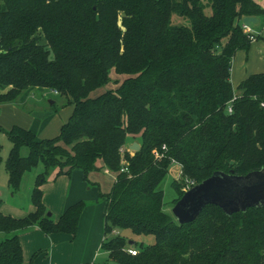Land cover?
I'll return each instance as SVG.
<instances>
[{"label": "trees", "instance_id": "obj_1", "mask_svg": "<svg viewBox=\"0 0 264 264\" xmlns=\"http://www.w3.org/2000/svg\"><path fill=\"white\" fill-rule=\"evenodd\" d=\"M245 17L264 27L256 0H0V105L40 88L72 107L52 139L19 126L0 128L12 145L4 167L13 191L37 165L44 169L31 191L34 212L21 219L0 213V233L12 234L0 241V264H22L21 230L76 234L85 204L69 206L55 221L40 188L55 170H79L87 180L99 163L116 174L110 192L99 195L108 262L264 264V206L226 215L207 205L179 225L164 211L159 189L172 162L195 185L215 173L264 171V73L248 76L236 90L230 82L235 54L251 45ZM256 39L264 42V35ZM111 72L125 79L90 98ZM129 138L140 149L123 154L127 166L120 172L119 149ZM171 186L175 205L184 192ZM113 230L151 236L154 243L130 256L128 242L111 237Z\"/></svg>", "mask_w": 264, "mask_h": 264}, {"label": "rangeland", "instance_id": "obj_2", "mask_svg": "<svg viewBox=\"0 0 264 264\" xmlns=\"http://www.w3.org/2000/svg\"><path fill=\"white\" fill-rule=\"evenodd\" d=\"M262 8V7H261ZM209 14V11H206ZM183 24H187L186 21H183ZM261 24H257L250 29L251 33H260V36L264 35L261 28ZM248 34V32H246ZM249 33V34H251ZM258 41V53L261 58V55L264 54V42L262 40H255ZM252 42L251 44H253ZM263 57V56H262ZM264 67V64H263ZM125 79L124 76H118L114 74V72L110 73V82L90 94V98H95L105 91L111 89L114 90L117 86ZM24 95L20 97L14 103L10 104H2L0 105V128L4 131H9L10 127L8 128V123L15 119V116L18 117H27L30 120L27 126H29L27 130H31L36 135L42 130L43 126L48 125L51 120L57 122H63L61 125L65 124L71 115L72 107L68 103V99L50 91V89H32L29 94H27L24 98ZM52 102V103H50ZM20 122H24L21 118ZM57 126L55 127V123L51 124L45 132V135L48 136L45 139H52L59 135L60 128ZM21 127V126H19ZM23 128V127H21ZM25 129V128H23ZM131 142H136L139 144L137 139H127L126 146H129ZM11 143L8 141L5 134L0 132V213L4 216H9L12 218L20 217L17 215L26 214L28 213L30 207L32 206L31 202V191L35 183V179L38 175L43 173L44 169L42 164L37 165L35 168L31 170V172L24 175L21 180L20 186L18 190L13 191L8 186V176L5 171L4 162L8 156L9 151L11 150ZM130 155L133 152L129 151ZM27 154V150H22V155L25 156ZM121 162H123V158H121ZM126 162V161H125ZM121 164V163H120ZM102 164L99 163V166ZM122 165V164H121ZM96 173V174H94ZM88 175L87 180H85L86 187L85 190L89 194L94 195L95 193H99L104 195L112 189L116 181V174L113 172H104V169L100 171L94 172ZM47 179V178H46ZM46 181V180H45ZM99 181L102 185H100ZM187 180H183L180 177V168L177 164H171L168 169V174L160 184L159 189L163 192V204H164V211L172 218L173 221L176 222L175 217L173 216V208H174V201L178 199L177 193L173 190L171 184L175 183L178 188L182 187L186 184ZM45 183V182H44ZM99 184V185H98ZM183 184V185H182ZM106 185V187H105ZM100 188H99V187ZM89 190V191H88ZM99 190V192H98ZM180 191V190H179ZM183 192V191H182ZM85 207H89L88 216L94 215L96 218L100 216L101 223L104 222L103 217V209L101 208L100 203L105 205V199L102 197H95V199L90 200L87 199L83 201ZM51 212H47V214ZM119 235L123 236L127 242H133L135 244V249H137L140 245L149 246L154 243V238L151 236H136L133 235L129 230H124L119 233ZM86 241L85 236H81L79 238L80 243H84ZM132 247V246H129ZM100 257L97 260L98 263L103 264H113L108 262L107 254L104 251L100 250Z\"/></svg>", "mask_w": 264, "mask_h": 264}, {"label": "crops", "instance_id": "obj_3", "mask_svg": "<svg viewBox=\"0 0 264 264\" xmlns=\"http://www.w3.org/2000/svg\"><path fill=\"white\" fill-rule=\"evenodd\" d=\"M256 2L264 10V0H256ZM252 28L253 26L250 27V29ZM257 44L258 41L251 44L248 51H238L235 54L230 73V82L234 90H236L237 86L248 76L264 73V54L261 55V58L258 56L259 49ZM235 93L238 94L237 91H235ZM27 94H29V92H27L24 97ZM21 118L24 122H20ZM28 123H30V120L27 117L15 116V119L10 121L7 125L8 128L12 126H21L25 129H29V126H27ZM54 123L57 128V126L59 127L63 122L51 120L48 125L43 126L38 135L33 132L37 139L47 138L48 136L45 135V132L48 127ZM101 169L107 172L103 166H100L98 171ZM57 173V170L51 172L40 188L42 191V203L47 211L51 212V217L55 221L58 220L69 206L87 199L93 200L101 193L98 190V194L95 193L89 197V194L85 190V179L82 172L79 170L72 171L70 175H57ZM99 183L102 185L100 181ZM100 205L104 213V204L100 203ZM89 210L88 206L83 209L74 236L64 233L46 235L35 226L17 232L16 235L22 252V264H101L98 263L97 260L100 257L99 251L101 250V244L104 239V222L101 223L100 216L97 218L94 215L88 216ZM33 212L34 207L32 205L28 213L19 214L17 216L20 217H15V219L24 218ZM9 236H12V234L0 233V241ZM81 236L86 237L84 243L79 242ZM105 254L107 253L105 252Z\"/></svg>", "mask_w": 264, "mask_h": 264}, {"label": "water", "instance_id": "obj_4", "mask_svg": "<svg viewBox=\"0 0 264 264\" xmlns=\"http://www.w3.org/2000/svg\"><path fill=\"white\" fill-rule=\"evenodd\" d=\"M241 24L250 29L257 24L254 17H245ZM52 103V102H50ZM140 145L133 142L128 150L137 152ZM207 205H214L226 215L237 212H245L250 208L264 206V171H257L246 176L215 173L209 179L195 185L185 192L173 208V216L179 225L193 222ZM51 216L50 213L47 214ZM133 242H128L133 246Z\"/></svg>", "mask_w": 264, "mask_h": 264}, {"label": "built area", "instance_id": "obj_5", "mask_svg": "<svg viewBox=\"0 0 264 264\" xmlns=\"http://www.w3.org/2000/svg\"><path fill=\"white\" fill-rule=\"evenodd\" d=\"M243 29L245 30V32H248V40H249L251 43H252V42H255L256 37L260 35V33H251V32H250V29H248V28H244V27H243ZM261 32L264 33V27H263V29H262ZM249 33H251V34H249ZM54 94H56V92H54ZM262 106H264V105L262 104ZM226 111H227L228 114L231 113V106H230V105L227 106ZM128 147H129V146L124 145L122 148L119 149V153H120V155H121V158L123 157V154H124L126 151L129 152ZM165 150H166L165 147H162V148H161V153L164 152ZM161 153L154 152V156H155L156 158H158V159H161V158L163 157V155H162ZM173 163L176 164L175 162H172V164H173ZM121 164H122V168H121L120 172H124V171H126L127 163H126L125 161H123V162H121ZM185 183H186V184L182 187V191H183L184 193L187 192V191H189L192 187L195 186V184H194L193 181H189V180H187ZM110 236H111V237H117V236H119V231H117V230H113V231L111 232V235H110ZM103 240H104V239H103ZM124 251H125L128 255H130V256H135V255L137 254V249H135L134 247H127Z\"/></svg>", "mask_w": 264, "mask_h": 264}]
</instances>
